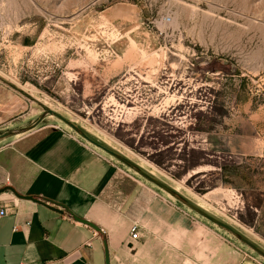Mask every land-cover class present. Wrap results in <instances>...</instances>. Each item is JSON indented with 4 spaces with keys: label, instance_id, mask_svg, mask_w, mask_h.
<instances>
[{
    "label": "rangeland",
    "instance_id": "1",
    "mask_svg": "<svg viewBox=\"0 0 264 264\" xmlns=\"http://www.w3.org/2000/svg\"><path fill=\"white\" fill-rule=\"evenodd\" d=\"M0 78L24 100L0 149L77 132L53 109L264 250V0H0ZM122 165L157 198L116 264H264Z\"/></svg>",
    "mask_w": 264,
    "mask_h": 264
},
{
    "label": "crops",
    "instance_id": "2",
    "mask_svg": "<svg viewBox=\"0 0 264 264\" xmlns=\"http://www.w3.org/2000/svg\"><path fill=\"white\" fill-rule=\"evenodd\" d=\"M23 106L0 78V118ZM32 132L28 142L0 149V188L12 185L46 204L0 192V264H105L104 239L116 264L117 248L138 240L130 238L133 223L141 231L144 217L153 215V190L134 179L123 160L68 127ZM122 185L131 192L123 196Z\"/></svg>",
    "mask_w": 264,
    "mask_h": 264
},
{
    "label": "water",
    "instance_id": "3",
    "mask_svg": "<svg viewBox=\"0 0 264 264\" xmlns=\"http://www.w3.org/2000/svg\"><path fill=\"white\" fill-rule=\"evenodd\" d=\"M48 113H52L54 115H57L60 119H62L63 121H65L70 127H72L78 133H80L84 138H86L87 140H89L93 144H95V145H97V146L105 149L107 152H109L112 155L116 156L117 158L123 160L124 162L128 163L129 165H131L132 167H134L140 174H142L143 176H145L149 180L153 181L154 183H156L157 185H159L161 188L167 190L168 192L172 193L173 195H176L177 197H179L180 199H182L185 203H187L190 207L194 208L196 211H198L199 213H201L205 217H207L210 220L214 221L215 223H217V224L225 227L226 229H228L229 231H231L233 234H235L239 239H241L242 241H244L245 243H247L249 246H251L253 249H255L256 251H258L260 254H262L264 256V250L261 247H259L256 243H254L253 241H251L250 239H248L246 236H244L241 233H239L236 229H234L228 223H226V222L218 219L214 215L208 213L207 211H205L204 209H202L198 205L194 204L190 200H188L185 197H183L182 195H180L179 192L177 191V189L175 187H171L167 183L161 181L160 179H158V178L154 177L153 175H151L150 173L146 172L141 167V164L140 163H135L130 158L126 157L125 155H123L121 153H119L118 151H115L114 149H111V148L103 145L99 141H96V140L92 139L78 125H76L71 120H69L68 118H66L64 115L58 113L57 111H55L53 109H49L48 110ZM44 117H45V115H42L40 117V120L43 119ZM11 133H14V132H7V133H4V134L0 135V139L11 135ZM5 190H11L12 192H14L20 198L31 199L33 201L46 204V200L45 199L38 198V197H34L32 195H24V194L20 193L12 185H6V186L0 188V192L5 191ZM74 217H75L76 220L81 221V222H83L85 224H88V225H90L91 227L95 228L98 231L101 230V228H100L99 225H97L96 223L90 221L89 219H86L84 217H80V216L75 215V214H74ZM104 246H105V264H111V253H110V248H109V244H108L107 239H104Z\"/></svg>",
    "mask_w": 264,
    "mask_h": 264
},
{
    "label": "built area",
    "instance_id": "4",
    "mask_svg": "<svg viewBox=\"0 0 264 264\" xmlns=\"http://www.w3.org/2000/svg\"><path fill=\"white\" fill-rule=\"evenodd\" d=\"M1 213H3L1 211ZM140 225L138 223H133V225L131 226V231H130V238L133 239V240H137L140 238Z\"/></svg>",
    "mask_w": 264,
    "mask_h": 264
},
{
    "label": "trees",
    "instance_id": "5",
    "mask_svg": "<svg viewBox=\"0 0 264 264\" xmlns=\"http://www.w3.org/2000/svg\"><path fill=\"white\" fill-rule=\"evenodd\" d=\"M121 188L123 189V191H122V192H123V196H125L126 193H129V192H131V190H132V188L130 189V187H128V188L125 190V186H124V185H122ZM125 191H126V192H125ZM121 202H123V201H121Z\"/></svg>",
    "mask_w": 264,
    "mask_h": 264
},
{
    "label": "bare ground",
    "instance_id": "6",
    "mask_svg": "<svg viewBox=\"0 0 264 264\" xmlns=\"http://www.w3.org/2000/svg\"><path fill=\"white\" fill-rule=\"evenodd\" d=\"M25 88H26V86H25ZM30 88H31V87H30ZM30 88H29V89H30ZM27 90H28V89H27ZM31 90H32V89H31ZM45 97H46V95H45Z\"/></svg>",
    "mask_w": 264,
    "mask_h": 264
}]
</instances>
